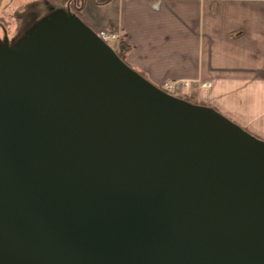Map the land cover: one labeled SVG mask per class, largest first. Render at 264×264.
Returning a JSON list of instances; mask_svg holds the SVG:
<instances>
[{"label":"water","instance_id":"95a60500","mask_svg":"<svg viewBox=\"0 0 264 264\" xmlns=\"http://www.w3.org/2000/svg\"><path fill=\"white\" fill-rule=\"evenodd\" d=\"M0 264H264V141L55 12L0 40Z\"/></svg>","mask_w":264,"mask_h":264},{"label":"crops","instance_id":"0c3cea01","mask_svg":"<svg viewBox=\"0 0 264 264\" xmlns=\"http://www.w3.org/2000/svg\"><path fill=\"white\" fill-rule=\"evenodd\" d=\"M94 9L109 21L87 23L83 9L84 22L118 32L133 70L264 141V0H111Z\"/></svg>","mask_w":264,"mask_h":264},{"label":"rangeland","instance_id":"374dc122","mask_svg":"<svg viewBox=\"0 0 264 264\" xmlns=\"http://www.w3.org/2000/svg\"><path fill=\"white\" fill-rule=\"evenodd\" d=\"M64 0H0V40H8L11 44H15L19 39L25 35L34 25L36 26L46 18H49L55 12L64 11L67 12L66 8L61 6V2ZM77 9L81 11L83 9L87 12L86 22L93 24V21H99V23H107L109 21L107 13L104 17L96 19L98 14L95 11V2L93 0H78ZM83 2V4H82ZM85 7V8H84ZM96 7H99L96 5ZM102 6L100 8H103ZM77 11H73L75 15ZM82 20L83 19V15ZM96 19V20H93ZM93 20V21H92ZM111 33L112 31L107 29L104 31H99L97 33ZM116 34L120 35L118 32ZM111 47L118 52V43L111 44ZM161 89L168 92L170 89V95L185 100L187 102L193 103L187 96H181L176 93V89L173 85L167 84L163 85Z\"/></svg>","mask_w":264,"mask_h":264},{"label":"trees","instance_id":"16d2710c","mask_svg":"<svg viewBox=\"0 0 264 264\" xmlns=\"http://www.w3.org/2000/svg\"><path fill=\"white\" fill-rule=\"evenodd\" d=\"M93 1L97 6L102 7V6H107L111 0H93ZM78 2H79L78 0H64L63 2H61L62 3L61 6L66 8V10L70 11L72 14L74 10L77 11L75 15L81 19L82 18L81 13L77 9ZM127 52H128V46L125 44L124 41L121 40L120 43L118 44L117 54L124 62Z\"/></svg>","mask_w":264,"mask_h":264},{"label":"built area","instance_id":"2783aa9c","mask_svg":"<svg viewBox=\"0 0 264 264\" xmlns=\"http://www.w3.org/2000/svg\"><path fill=\"white\" fill-rule=\"evenodd\" d=\"M99 37L106 42L107 44H113V43H120L122 37L114 32L111 33H105L101 32L99 33ZM168 92H170V89H167Z\"/></svg>","mask_w":264,"mask_h":264}]
</instances>
